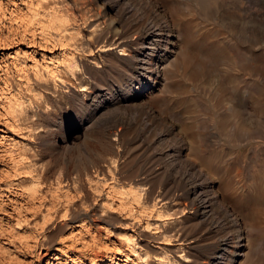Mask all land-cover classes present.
<instances>
[{
  "label": "rangeland",
  "instance_id": "374dc122",
  "mask_svg": "<svg viewBox=\"0 0 264 264\" xmlns=\"http://www.w3.org/2000/svg\"><path fill=\"white\" fill-rule=\"evenodd\" d=\"M159 1L0 0V264H264V0ZM150 20L178 33L157 83ZM186 42L214 58L194 79ZM70 76L84 89L43 86Z\"/></svg>",
  "mask_w": 264,
  "mask_h": 264
},
{
  "label": "bare ground",
  "instance_id": "6f19581e",
  "mask_svg": "<svg viewBox=\"0 0 264 264\" xmlns=\"http://www.w3.org/2000/svg\"><path fill=\"white\" fill-rule=\"evenodd\" d=\"M142 3H145L146 4H151V5H154L156 6L157 8L158 7H162L161 6V3L159 0H140ZM126 2V1H125ZM113 4V3H112ZM156 8V9H157ZM165 8V7H164ZM162 10V8H161ZM111 13V12H110ZM109 13V14H110ZM56 14V13H55ZM133 14V13H132ZM131 14V15H132ZM142 15V14H141ZM172 18V17H171ZM95 19V18H94ZM59 21V20H58ZM146 21V20H145ZM149 21V20H148ZM147 21V26L143 27V33L144 34H148V35H151L153 36L151 39H148V43L149 44V48L143 52V57H141V62L140 64L142 65L141 67L145 70L149 69V70H152L153 68V65L155 66L156 68V71H157V74L156 76H153L151 74V72H147L146 71V75H148V77L150 79H153V83H157L159 80H164V76H165V67H164V58L163 57H160L159 59H157L154 63H150L151 62V56L153 55L154 53V49L160 44V40L161 39L160 36L161 33L163 32V30H167V32L171 33L172 31L169 29V26L168 25H165V29L160 25V24H157L155 23L154 21L150 20V22L148 23ZM104 22V21H103ZM165 23V22H164ZM162 24V23H161ZM114 21L113 20H109L108 21V24L107 26L108 27H111V26H114ZM141 25V24H140ZM146 25V24H145ZM99 28V27H98ZM97 28V29H98ZM175 29V27H174ZM173 30V29H172ZM141 32V31H140ZM173 34H178L177 32L174 33L172 32ZM117 36V37H116ZM119 35L115 34V35H107L105 33H103V31L101 32H94L93 35L91 37L94 38V42L97 44H99V49H101V51L103 50H110V49H113L114 47H118V46H121L119 40H120V37H118ZM164 37V36H163ZM168 37V36H167ZM92 39V38H91ZM100 40L102 42H100ZM55 43V42H54ZM127 43V42H126ZM128 44V43H127ZM80 45V44H79ZM123 46V45H122ZM80 47V46H79ZM127 47V46H126ZM163 47V46H162ZM120 49L122 47H119ZM138 49V48H137ZM171 49V48H170ZM124 50V49H122ZM175 50V49H174ZM81 51V50H80ZM82 51H91L92 52V47H91V44L90 42L88 43V45L82 49ZM72 52V51H71ZM78 52V51H77ZM98 52V51H97ZM76 53V52H75ZM105 53V52H104ZM125 53V52H124ZM161 53V52H160ZM95 54V53H94ZM70 55V54H69ZM73 55V54H72ZM83 55V54H82ZM92 55V54H91ZM118 55V54H117ZM142 55V54H141ZM94 56V55H92ZM100 56V55H99ZM86 57V56H85ZM65 58V57H64ZM63 58V59H64ZM66 58H69V56H67ZM65 58V60H66ZM70 58H72L70 56ZM100 58V57H99ZM73 59V58H72ZM180 60L178 61L180 64H181V69H182V74H184V76H186L188 79H194L195 77H197L200 72L202 71L203 69V66H204V63H207V62H211L214 60L213 57L209 56V55H206V54H203L201 51H198V50H195L192 48V45H190L188 42L185 43L183 49H181L180 51ZM68 63L69 61L66 60ZM95 61V60H94ZM66 62V63H67ZM71 62V61H70ZM96 62V61H95ZM65 63V62H64ZM71 65V63H69ZM98 64V63H97ZM103 64V63H102ZM178 65V64H177ZM47 66V65H46ZM69 66V65H68ZM67 66V67H68ZM81 66V65H80ZM71 67V66H69ZM68 67V68H69ZM57 68V67H55ZM53 69V70H50L52 71V75L53 77L56 76V74L54 73L56 69ZM82 69V68H81ZM60 70V69H58ZM68 70V69H67ZM47 71V70H46ZM59 72V71H58ZM76 73V72H75ZM139 73V72H138ZM60 74V73H59ZM55 75V76H54ZM62 75V74H61ZM73 76V75H72ZM51 77V76H50ZM58 77V76H57ZM61 77V76H60ZM59 77V78H60ZM71 77V76H70ZM73 77L69 78V79H61L62 82H60L61 84H58L56 83L57 81H53V86L48 82V81H44V85L45 88L47 90H52V89H56V87H61L63 81L64 82H67L73 89H76V88H79L78 91H81L83 90L84 88H82V86H84L83 82L80 81V80H77V77L75 79H72ZM47 79V78H46ZM57 79V78H56ZM59 80V79H57ZM82 80V79H81ZM148 80V79H147ZM52 81V80H51ZM140 83V82H139ZM143 83V82H142ZM65 85V84H64ZM87 86V85H85ZM125 86V85H124ZM163 86V85H162ZM158 87V86H157ZM93 88V87H92ZM140 87H136L135 89H139ZM152 89V88H151ZM88 90V89H87ZM158 90V89H157ZM71 92H74L72 91V89H70ZM117 91V90H116ZM150 91V90H149ZM52 93V92H51ZM146 93V92H145ZM111 94V93H110ZM114 94V93H113ZM150 94V93H149ZM112 95V94H111ZM140 97L139 98H136L133 93H131V91H123L122 94L119 95V97L116 98V96L114 98H116V102H118V105H127V104H130V105H141L143 104L142 100H144V94H141L139 93L138 94ZM137 95V96H138ZM85 97V96H84ZM96 98V97H95ZM105 99V98H104ZM140 100V101H139ZM141 102V103H140ZM146 102V101H145ZM102 103V102H101ZM18 104V103H17ZM111 104V103H110ZM15 105V104H14ZM20 105V104H19ZM16 106V105H15ZM111 106V105H109ZM128 106V105H127ZM27 110V109H26ZM30 110V109H28ZM12 111V110H11ZM156 113V112H155ZM173 127V126H172ZM179 127V126H178ZM171 131V130H170ZM186 136V135H185ZM189 145V144H188ZM187 168V166H186ZM186 170V169H185ZM189 171V170H188ZM185 173V172H183ZM98 174V173H97ZM188 174V172H187ZM191 176V175H190ZM193 176V174H192ZM208 176V175H207ZM187 178V177H185ZM208 181V180H207ZM197 182V181H196ZM189 184V183H188ZM199 185V184H198ZM205 187V186H204ZM204 187H203V190H204ZM192 188H193V191H194V198L195 200L197 201L198 205H200L201 209H202V212L205 214L206 213V209L207 207L209 206L210 204V201H212L211 198L208 197V195L206 193H204L202 190H198L197 189V183H192ZM191 190V189H190ZM238 190V189H237ZM219 191V190H218ZM136 192V191H135ZM139 193V191H138ZM141 193V192H140ZM221 193V192H220ZM211 194V193H210ZM258 194L261 195L262 198H264V188L262 190H259L258 191ZM191 195V194H190ZM245 195V194H244ZM139 196V195H137ZM211 197V196H210ZM214 198L216 196H213ZM189 199V198H188ZM211 199V200H210ZM215 200V199H214ZM223 199H221L222 201ZM195 201V202H196ZM225 201V200H224ZM191 202V201H190ZM227 202V201H226ZM243 202V201H242ZM182 205V204H181ZM242 206V205H241ZM245 206V205H244ZM200 209V208H199ZM200 209V210H201ZM236 211L234 210V208H232V210H226V215L227 216H230L231 217V220L234 222V223H237L239 222V217H238V214L235 213ZM228 218V217H227ZM229 219V218H228ZM241 220V219H240ZM243 221V224H244V227L247 225V222L244 220H241ZM240 221V222H241ZM205 223V222H204ZM220 224V223H219ZM236 227V225H235ZM238 228V227H237ZM244 229V228H243ZM246 230V229H245ZM237 236H238V239H239V242H242V246H243V249L241 251H243L242 253V257L245 256V250H251L252 246H253V243H254V238L248 233V232H244L243 230H239V232H237ZM231 237V235H230ZM223 238V237H222ZM235 238V237H234ZM236 240V239H235ZM229 244V243H228ZM225 248V247H224ZM242 248V247H241ZM181 249V248H180ZM222 253V252H221ZM224 254V253H223ZM146 255V254H145ZM218 255V254H217ZM109 260H113V257L111 256L109 258ZM242 260V259H241ZM216 261V260H215ZM238 261V260H237ZM103 262V261H102Z\"/></svg>",
  "mask_w": 264,
  "mask_h": 264
}]
</instances>
